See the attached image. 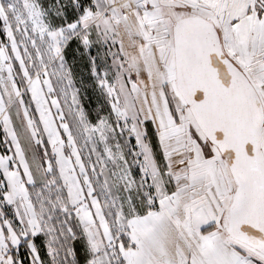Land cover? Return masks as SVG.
Listing matches in <instances>:
<instances>
[{"label":"snow or ice","instance_id":"obj_1","mask_svg":"<svg viewBox=\"0 0 264 264\" xmlns=\"http://www.w3.org/2000/svg\"><path fill=\"white\" fill-rule=\"evenodd\" d=\"M0 126V264H264V0H0Z\"/></svg>","mask_w":264,"mask_h":264},{"label":"rangeland","instance_id":"obj_2","mask_svg":"<svg viewBox=\"0 0 264 264\" xmlns=\"http://www.w3.org/2000/svg\"><path fill=\"white\" fill-rule=\"evenodd\" d=\"M3 140V130H2V126H0V142H2ZM0 151H2V149H0Z\"/></svg>","mask_w":264,"mask_h":264},{"label":"trees","instance_id":"obj_3","mask_svg":"<svg viewBox=\"0 0 264 264\" xmlns=\"http://www.w3.org/2000/svg\"><path fill=\"white\" fill-rule=\"evenodd\" d=\"M83 95H84V94L82 93V96H83ZM84 103L87 105V103H88L87 99L84 100Z\"/></svg>","mask_w":264,"mask_h":264}]
</instances>
